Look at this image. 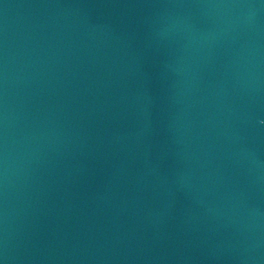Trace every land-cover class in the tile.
Masks as SVG:
<instances>
[{
	"label": "water",
	"instance_id": "obj_1",
	"mask_svg": "<svg viewBox=\"0 0 264 264\" xmlns=\"http://www.w3.org/2000/svg\"><path fill=\"white\" fill-rule=\"evenodd\" d=\"M0 264H264V0H0Z\"/></svg>",
	"mask_w": 264,
	"mask_h": 264
}]
</instances>
